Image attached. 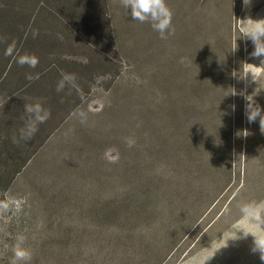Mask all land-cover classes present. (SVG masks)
I'll return each instance as SVG.
<instances>
[{
    "label": "rangeland",
    "instance_id": "374dc122",
    "mask_svg": "<svg viewBox=\"0 0 264 264\" xmlns=\"http://www.w3.org/2000/svg\"><path fill=\"white\" fill-rule=\"evenodd\" d=\"M164 3L0 0V264H264V0Z\"/></svg>",
    "mask_w": 264,
    "mask_h": 264
},
{
    "label": "clouds",
    "instance_id": "9594fccd",
    "mask_svg": "<svg viewBox=\"0 0 264 264\" xmlns=\"http://www.w3.org/2000/svg\"><path fill=\"white\" fill-rule=\"evenodd\" d=\"M248 3V0H244ZM123 7L128 9L131 13V18L138 20L139 22H149L154 31H157L161 38H164V33L169 30L171 23V12L166 7L164 0H122ZM241 35L249 38L253 45V51L251 55L253 57H264V23H255L245 29H242ZM25 59L21 58L19 63H25ZM36 60L31 61V65L34 66ZM70 75H64L63 79H72ZM59 90V89H58ZM25 113L28 117L25 127L20 130V138L27 141L31 136L37 131V125L43 123L47 117V111L43 110L39 104L27 105L25 107ZM246 118L249 122L254 121L257 117L264 120V114L261 113L259 106L253 107L252 103L249 102L245 109ZM246 217L253 220H260V213L264 209L258 207L247 205L241 209ZM230 231L235 232L234 237L227 239L229 240L237 239V233L239 232L241 236L246 235L241 232L240 229H230ZM259 250L260 258L261 254L264 253V239L254 240V249ZM14 255L16 260H26L29 258V253L23 250H15ZM261 260H264L261 258ZM15 264V261L13 262Z\"/></svg>",
    "mask_w": 264,
    "mask_h": 264
},
{
    "label": "trees",
    "instance_id": "16d2710c",
    "mask_svg": "<svg viewBox=\"0 0 264 264\" xmlns=\"http://www.w3.org/2000/svg\"><path fill=\"white\" fill-rule=\"evenodd\" d=\"M148 116H150V113L147 115V117H148ZM161 263H162V262H161ZM161 263H160V264H161Z\"/></svg>",
    "mask_w": 264,
    "mask_h": 264
}]
</instances>
